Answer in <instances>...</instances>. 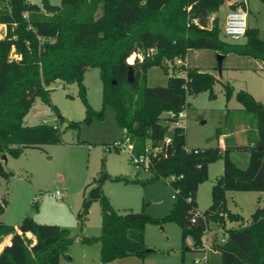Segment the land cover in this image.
Returning <instances> with one entry per match:
<instances>
[{"label": "trees", "instance_id": "obj_1", "mask_svg": "<svg viewBox=\"0 0 264 264\" xmlns=\"http://www.w3.org/2000/svg\"><path fill=\"white\" fill-rule=\"evenodd\" d=\"M225 1L60 0L56 5L49 0H0V25L4 26L0 37V185L2 179L13 175L5 168L2 155L18 157L27 147L40 148L61 140V133L53 124H23L36 97L51 105L49 86L60 80L77 84L85 108L83 121L89 123L93 116L102 117L104 106L109 105L118 126L125 130L123 139L133 144L134 153L147 149V179L117 175L113 180L145 184L164 179L174 192L166 215L141 213L126 219L113 209L103 192L102 181L110 176L103 175L86 184L77 213L80 229L94 201L101 207V227L98 236L81 235L80 241L98 243L101 262L128 256L143 258L148 253L144 243L147 223L175 222L181 229L182 244L190 237L192 246L198 249L208 223L225 225L242 220L241 215L227 208L226 192L264 191V102L243 89L235 94L242 108L255 116L257 135L251 144L188 149L184 127L170 129L169 122H174L189 105L187 96L208 91L209 97H214L217 78L197 67L178 64L185 70L183 75L168 76L164 85L147 84L150 68L160 67L167 73L169 64L183 60L192 49H211L223 57L235 53L264 61V40L257 28L247 27L242 43L221 38L220 20L211 15ZM239 6L246 7L243 0L230 3L232 10ZM12 51L18 58L10 56ZM87 68L99 70V111L93 110L87 99L83 83ZM129 68L133 71L131 82L127 80ZM223 89L229 101L233 87L225 82ZM169 111L175 116H162ZM78 125L74 121L67 124ZM165 137L170 142L166 143ZM108 146L105 151H112ZM230 149L249 153L245 168L230 159ZM219 159L223 160V169L211 186V203L202 211L206 221L200 219L192 224L190 218L198 211V187L208 178L209 164ZM7 204L5 197L0 198V216ZM226 233L224 241L214 238L211 243V249L220 254V264H264V204L254 210L247 224L228 227ZM5 238H9V244L0 250V264H75L68 254L75 237L68 228L38 223L31 216H24L17 227L0 219V242Z\"/></svg>", "mask_w": 264, "mask_h": 264}, {"label": "rangeland", "instance_id": "obj_2", "mask_svg": "<svg viewBox=\"0 0 264 264\" xmlns=\"http://www.w3.org/2000/svg\"><path fill=\"white\" fill-rule=\"evenodd\" d=\"M229 1L234 0H226L219 7L217 12L220 16H224L228 11ZM49 2L60 4V0ZM244 3L247 9V26L259 28V36L264 40V0H244ZM223 20L222 17L220 26H223ZM3 34L4 26L0 25V37ZM221 38L231 42L245 41L244 36L231 40L223 33ZM10 56L18 58L13 51ZM186 62L188 67L197 66L217 76L213 85L214 97H209L208 91L187 96L189 105L184 109L185 116L181 120L186 148L218 146L217 131L233 133V130L246 128L244 133L227 138L228 146L231 141L254 139L257 135L255 116L244 109H237L242 105L235 99V94L243 89L253 93L255 99L264 102V61L235 53H228L223 57L218 51L211 49H192L188 52ZM178 64L180 63L176 61L169 64L167 73L160 67L150 68L147 84L164 85L168 76L183 75L185 70ZM225 82H229L233 87V95L229 101H226L224 96ZM83 83L93 110H101L99 70L87 68ZM49 90L51 105L36 97L23 124L44 122L56 125L61 133V140L55 144L42 145L40 148L27 147L18 157L7 155V161L3 163L13 175L8 180H1L0 198L5 197L8 204L0 219L13 225L18 224L24 216H31L38 223L68 228L75 237L69 247L75 264H220L218 251L201 248L202 244L198 249L194 248L190 237L185 239L183 245L181 229L175 222L145 225L144 243L148 253L143 258L128 256L103 263L99 258L98 243L88 244L80 241L81 235L100 234L101 207L98 201L91 204L82 230L77 213L81 207L85 185L99 180L101 176H110L104 177L102 189L113 209L123 215L144 213L162 217L172 207L174 192L164 179L145 184L113 180L112 177L117 175L140 180L150 176L146 171L136 170L126 152L105 151V146L126 136L125 130L116 122L114 109L106 105L102 117L93 116L91 121L86 123L83 121L85 108L78 96L76 83L57 80L50 84ZM52 106L57 108V112ZM59 115L63 119H60ZM68 121L78 122L79 125L69 127ZM248 155L247 151L241 149L229 151L230 159L240 168L247 166L244 160L249 158ZM242 163L246 166H241ZM209 166L208 178L200 184L196 198L199 211H203L211 203V186L222 172L223 160L219 159ZM56 191H59V196L53 195ZM263 204L264 196L261 192L227 191V207L232 212L239 213L243 219L227 222L226 227L247 224L254 210ZM210 236L209 234L207 238L209 246L212 238ZM214 238L218 240V237Z\"/></svg>", "mask_w": 264, "mask_h": 264}, {"label": "built area", "instance_id": "obj_3", "mask_svg": "<svg viewBox=\"0 0 264 264\" xmlns=\"http://www.w3.org/2000/svg\"><path fill=\"white\" fill-rule=\"evenodd\" d=\"M247 28V13L245 8L239 6L236 9L230 10L225 17V22L223 25V33L226 37H228L231 40H236L242 36L245 35V31ZM166 116H175L173 112L169 111L166 112ZM177 119L174 122H169V128H173L174 126H181V118L184 116L183 111L179 112L177 114ZM56 128L57 126L54 125ZM165 142H170L169 137H165ZM108 148L112 151L118 150L120 152H126L131 160V163L133 167L136 170H143L146 171L149 163H150V157L148 154L147 149L144 153H134L133 151V144L128 139L118 140L114 141L111 145L108 146ZM158 148H155L154 151H157ZM170 179H174L173 176L170 177ZM53 195L59 196V191H56ZM206 221L205 216L202 214V212H195L191 218L190 221L192 224H197L199 220ZM226 224L223 225L219 222H215L212 226L211 223H208L203 230V234L201 237V248L205 249H211V246L207 244V238L209 237V234L211 235V243L213 241V237H218V242H222L226 239L227 233H226ZM210 243V244H211ZM9 244V243H8Z\"/></svg>", "mask_w": 264, "mask_h": 264}, {"label": "crops", "instance_id": "obj_4", "mask_svg": "<svg viewBox=\"0 0 264 264\" xmlns=\"http://www.w3.org/2000/svg\"><path fill=\"white\" fill-rule=\"evenodd\" d=\"M244 1V0H243ZM230 3H231V1H229L227 4H228V11L225 13V15L223 16V15H221L220 16V14H218V12H214L212 15H211V18H213V17H215V16H217L218 18H219V20H220V22L222 21V17L224 18V22H225V17H226V14L230 11V10H232L231 9V7H230ZM246 8V7H245ZM246 10V12H247V9H245ZM224 22H223V25H224ZM248 27V26H247ZM222 28H223V26H222ZM249 28V27H248ZM251 28V27H250ZM257 28V27H256ZM258 29V31H259V34H260V30H259V28H257ZM189 52V51H188ZM187 55H188V53H187ZM187 55H186V57L183 59V60H181V59H176V63H180V64H183V65H185V66H189L188 65V63L186 62V59H187ZM197 67V66H196ZM197 68H199V67H197ZM262 68H264V67H262ZM200 69V68H199ZM200 70H202V71H205V69H200ZM212 74V73H211ZM214 77H216L217 78V76H215L214 74H212ZM252 95L255 97V95L252 93ZM256 98V97H255ZM231 99V98H230ZM238 110H243V108L242 107H238L237 108ZM30 111V110H29ZM29 114V112L24 116V118H23V120L25 119V117L27 116ZM183 114H184V116H185V113H184V111H183ZM164 115H166V113H163V115L162 116H164ZM60 116V115H59ZM183 116V117H184ZM182 117V118H183ZM182 118H181V120H182ZM246 131V128H243V129H240V130H233V133L232 132H227V131H219V136H218V146H220L221 148H225L226 146H228L227 145V143H226V140H227V138H229V137H233V135H239L240 133H244ZM256 131V130H255ZM249 144H251V140L249 139L248 140V138H246V141H231V143H230V145L229 146H243V145H249ZM248 157H249V155H248ZM248 159L249 158H247V159H245L244 161H245V163L244 164H248ZM243 164V163H242ZM241 165V166H246V165ZM210 167V166H209ZM208 170H209V168H208ZM222 173V172H221ZM220 173V174H221ZM219 174V175H220ZM218 175V176H219ZM217 178V177H216ZM216 180V179H215ZM215 180L213 181V183H212V185L214 184V182H215ZM202 184V183H201ZM199 187H200V185H199ZM199 187H198V190H197V196H198V193H199ZM252 192H256V191H252ZM263 193V196H264V191H262L261 192V194ZM197 196H196V198H197ZM172 197H173V201H174V194L172 195ZM173 204V203H172ZM261 206V205H260ZM228 208V207H227ZM229 209V208H228ZM230 210V209H229ZM199 211V210H198ZM231 211V210H230ZM199 212H202V211H199ZM232 212V211H231ZM233 213H237V212H233ZM239 214V213H238ZM240 215V214H239ZM15 227H17V224H13ZM28 236H30V234H28ZM9 243V238H5L3 241H1L0 242V250L2 249V247L4 246V245H6V244H8ZM68 253H69V250H68ZM69 256L71 257V259H72V261H75V259H74V256L72 255V254H70L69 253ZM84 256V258L86 257V254H84L83 255Z\"/></svg>", "mask_w": 264, "mask_h": 264}, {"label": "water", "instance_id": "obj_5", "mask_svg": "<svg viewBox=\"0 0 264 264\" xmlns=\"http://www.w3.org/2000/svg\"><path fill=\"white\" fill-rule=\"evenodd\" d=\"M219 64V66H220V62L218 63ZM127 80L128 81H132L133 80V71H132V68H129V70H128V73H127ZM1 159L4 161V162H6L7 161V156L4 154V155H2V157H1ZM138 214H131V213H129V214H126V215H124L125 216V218L126 219H129V218H131V217H136Z\"/></svg>", "mask_w": 264, "mask_h": 264}, {"label": "bare ground", "instance_id": "obj_6", "mask_svg": "<svg viewBox=\"0 0 264 264\" xmlns=\"http://www.w3.org/2000/svg\"><path fill=\"white\" fill-rule=\"evenodd\" d=\"M128 61L131 63L133 61V56L128 59Z\"/></svg>", "mask_w": 264, "mask_h": 264}]
</instances>
